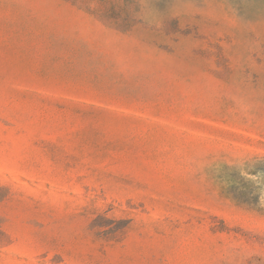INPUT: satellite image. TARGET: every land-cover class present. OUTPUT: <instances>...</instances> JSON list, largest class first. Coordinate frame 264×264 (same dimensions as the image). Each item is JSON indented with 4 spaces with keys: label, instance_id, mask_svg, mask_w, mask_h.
I'll list each match as a JSON object with an SVG mask.
<instances>
[{
    "label": "rangeland",
    "instance_id": "1",
    "mask_svg": "<svg viewBox=\"0 0 264 264\" xmlns=\"http://www.w3.org/2000/svg\"><path fill=\"white\" fill-rule=\"evenodd\" d=\"M0 264H264V0H0Z\"/></svg>",
    "mask_w": 264,
    "mask_h": 264
}]
</instances>
